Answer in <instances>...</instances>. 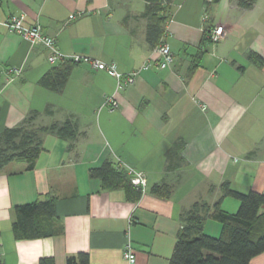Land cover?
<instances>
[{"label":"crops","instance_id":"1","mask_svg":"<svg viewBox=\"0 0 264 264\" xmlns=\"http://www.w3.org/2000/svg\"><path fill=\"white\" fill-rule=\"evenodd\" d=\"M145 7L144 0H0V21L24 13L26 24H41L63 52L114 62L128 73L150 55L160 57L147 40ZM216 24L226 27L225 36L206 41L200 65L190 73L204 29ZM162 42L171 46L174 62L142 70L133 84L117 89L114 76L81 62L57 92L38 81L64 61L50 63L47 48L0 23V131L49 104L55 112L42 114L38 123L72 116L79 130L71 148L68 140L47 135L33 168L13 161L0 171V250L7 264H39L42 257L67 264L78 253L88 254L90 264H126L128 241L136 264H169L181 214L195 201L214 203L225 180L238 191L264 192V65L248 58L250 50L264 57V0L251 8L237 0L209 6L174 0ZM9 67L21 74L10 76ZM107 95H115L117 109L103 106ZM178 138L185 141L186 163L166 172V151ZM106 160L146 173L138 200L90 176V168ZM164 181L174 185L171 196L154 195L153 184ZM46 196L55 197L58 232L16 239L14 207ZM239 205L231 196L222 200L230 212ZM221 228L210 217L204 225L214 236ZM249 264H264V252Z\"/></svg>","mask_w":264,"mask_h":264},{"label":"trees","instance_id":"2","mask_svg":"<svg viewBox=\"0 0 264 264\" xmlns=\"http://www.w3.org/2000/svg\"><path fill=\"white\" fill-rule=\"evenodd\" d=\"M143 16L147 19V40L155 47L162 42L166 32V22L170 17L174 0H144ZM257 0H237L242 8H251ZM213 1L205 0L207 6ZM212 25L204 29L201 44L193 54L190 73L200 65L205 53L204 45L210 40ZM248 58L256 65H264V57L250 50ZM76 62L65 61L45 72L38 83L48 89L62 92L70 78ZM55 109L49 104L43 111L31 109L15 126L0 131V171L13 161H24L28 168L35 166L36 160L44 152V140L54 135L68 140L70 148L77 139L79 130L76 120L70 116L63 121L50 124L38 123L42 114H53ZM185 141L175 140L166 151L165 171L170 172L186 163L183 155ZM90 176L100 178L104 188H124L131 200H138L142 191L135 186L125 168L117 167L106 160L98 167L90 168ZM174 185L168 182L155 183L151 187L154 195L170 197ZM221 196L214 202L197 200L181 214L182 226L177 233L173 254L169 264H249L251 259L264 252V192L250 190L242 192L234 189L229 180L220 185ZM231 196L239 200L237 211L230 212L222 207L223 198ZM221 223L218 236L204 230L208 218ZM55 197L46 196L14 207L13 232L16 239H32L52 236L58 229ZM1 234V229H0ZM0 264L4 261L0 250ZM39 264H56L53 257H42ZM67 264H90L86 253L70 255Z\"/></svg>","mask_w":264,"mask_h":264},{"label":"built area","instance_id":"3","mask_svg":"<svg viewBox=\"0 0 264 264\" xmlns=\"http://www.w3.org/2000/svg\"><path fill=\"white\" fill-rule=\"evenodd\" d=\"M25 17L26 16L24 13L13 14L6 21H0V23L4 24L10 32L19 34L24 40H27L32 44L43 45L45 48H47L49 50L48 61L52 64L58 63L60 61H73L76 63H88L97 69L106 70L116 78L117 89H121L133 84L141 71L144 69H149L152 65L165 68L174 62V55L171 46L166 42H161L154 49V52L160 56L159 58L155 57V55H150L146 63H144L141 68L124 73L119 70L117 64L114 62H106L87 55L67 54L63 52L57 43L56 37L47 34L44 31L43 26L39 23L31 25L26 24ZM207 18V14L204 15L205 21ZM226 32L227 29L223 24H216L210 31V40L213 42H218L225 36ZM7 72L10 76L19 75L21 74V68L9 67ZM103 106L108 107L111 110H115L119 107V103L115 98V95H107L105 97ZM204 108L206 107L204 106ZM119 165L127 170L132 183L137 186L142 191V193H144L148 184L146 173L142 170H138L130 165H127L122 161ZM124 259L126 264H136V254L129 241L126 243L124 248Z\"/></svg>","mask_w":264,"mask_h":264},{"label":"water","instance_id":"4","mask_svg":"<svg viewBox=\"0 0 264 264\" xmlns=\"http://www.w3.org/2000/svg\"><path fill=\"white\" fill-rule=\"evenodd\" d=\"M211 1H213V2H217V1H219V0H211Z\"/></svg>","mask_w":264,"mask_h":264},{"label":"rangeland","instance_id":"5","mask_svg":"<svg viewBox=\"0 0 264 264\" xmlns=\"http://www.w3.org/2000/svg\"><path fill=\"white\" fill-rule=\"evenodd\" d=\"M206 14H207V12H206ZM208 16V15H207ZM208 19V18H207Z\"/></svg>","mask_w":264,"mask_h":264}]
</instances>
